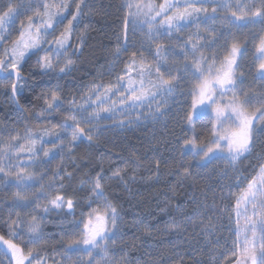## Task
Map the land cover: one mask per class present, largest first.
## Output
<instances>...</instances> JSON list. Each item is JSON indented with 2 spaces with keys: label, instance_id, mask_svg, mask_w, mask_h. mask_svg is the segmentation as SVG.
<instances>
[{
  "label": "trees",
  "instance_id": "1",
  "mask_svg": "<svg viewBox=\"0 0 264 264\" xmlns=\"http://www.w3.org/2000/svg\"><path fill=\"white\" fill-rule=\"evenodd\" d=\"M49 1L0 0V19L10 11L17 13L10 37L16 40ZM77 1L76 27L82 35L75 53L67 52L65 60L58 65L53 61L46 70L43 54L36 52L19 70L24 88L7 95L0 90V162L9 163L13 157L12 140L23 133V126L78 133L59 109L45 113L54 100L77 105L91 87L112 86L131 62L151 63L168 48L157 41L164 48L152 56L154 42L151 49L148 42L155 35L145 24L148 14L135 6L139 0ZM233 1L220 0L217 14L199 25L241 19L229 37L236 36L235 43L238 37L243 48L234 90L243 105L262 92L254 53L247 45L252 39L257 44L255 35L262 34L264 22L254 20L263 17L264 0H240L242 7ZM146 2L156 8L160 4V0ZM206 47L193 59L167 58L161 80L174 87L178 99L167 98L160 115L150 116L141 107L128 109L118 115H127L126 119L99 121L102 128L94 138L80 136L52 159L18 168L13 175L8 174L10 163L0 164V238L11 240L33 259L79 258L87 252L78 246L84 229L100 204L113 227L103 250L113 264L237 263L235 209L264 163V121L256 125L251 149L243 156L203 161L215 143L208 116L191 118L195 88L206 71V60V64L221 62L226 54ZM65 62L72 65L67 72L62 71ZM10 262L0 249V264Z\"/></svg>",
  "mask_w": 264,
  "mask_h": 264
},
{
  "label": "rangeland",
  "instance_id": "2",
  "mask_svg": "<svg viewBox=\"0 0 264 264\" xmlns=\"http://www.w3.org/2000/svg\"><path fill=\"white\" fill-rule=\"evenodd\" d=\"M146 1L139 0L135 6L148 14L144 18L147 20L145 24L150 25V31L155 35L148 42V49L152 48L153 56L161 47L157 46V41L166 43L168 48H164V53L154 58L151 63L131 62L112 86L91 87L77 105L68 106L54 100L48 105L45 113L59 109L66 124L78 129V133L69 129L54 128L32 131L23 126V133L16 135L17 138L12 140L13 157L10 159L7 154H1V158L10 159L9 175H13L18 168H29L43 160L52 159L81 137L94 138L102 128L99 121L105 123L126 119L127 115H118L126 113L128 109L141 107L142 110L149 111L150 116L155 113L160 115V106L164 102L167 103V98L178 99L174 87L161 80L160 75L165 71L167 58L184 56L193 59L197 52L206 46L226 54L221 62L216 60L212 64H206L209 58L206 60V71L200 74V81L195 88L191 118L208 116L212 125V142L215 143L205 152L203 161L207 163L219 157L238 159L251 149L256 125L261 123L258 114L264 107V102L256 98L252 102L245 101L246 104L242 105L235 94V77L241 58L239 38H236L235 43L236 36L233 40L229 37L235 31V25L214 20L206 22L203 26L199 25L205 18L217 14L221 7L220 0H160L157 8ZM221 3L225 5L222 1ZM77 12H80L77 0H50L42 14L24 26L16 40L10 37L9 30L17 13L10 11L4 15L0 19V71L20 72L24 61L36 52L43 54L46 70L51 69L53 61L58 65L65 60L67 52L73 55L76 42L82 35L76 27ZM260 18V21L264 22V15L258 17ZM237 19V22H242L240 18ZM261 32L263 39L258 46L262 49L264 26ZM232 45L233 47H230ZM249 62L251 63V59ZM71 67L70 63L65 62L62 71L67 72ZM12 87L13 79H0V90L6 95L12 92ZM23 88L21 79L17 91ZM3 161L0 162L1 166L7 163L6 160ZM258 171L246 192L240 195L235 209V228L240 240V260L235 264H244L243 261L248 264H264V163ZM93 215L95 216L88 219L80 240L82 243L79 242L78 245L87 252L79 255V258L66 256L61 259H33L32 256L24 255L11 240L1 238L0 249L8 256L10 264H65L64 262L68 263L72 259L75 260L73 264H113V259L103 252L106 249V240L113 233L110 215L100 204ZM9 230L7 225V231Z\"/></svg>",
  "mask_w": 264,
  "mask_h": 264
},
{
  "label": "flooded vegetation",
  "instance_id": "3",
  "mask_svg": "<svg viewBox=\"0 0 264 264\" xmlns=\"http://www.w3.org/2000/svg\"><path fill=\"white\" fill-rule=\"evenodd\" d=\"M238 2L241 3L240 7H242V2H240V0H236V1L234 0L233 1L234 4H238ZM260 20H262V18L258 19V17H257V19L254 20V23H259V22H261ZM231 21H232V23L234 25H239V22H237L236 19L235 20H231ZM227 23H229V22H227ZM256 36L259 37L258 43L260 44V42L263 39V35L262 34H259V35L257 34V35H255V37ZM250 41H251V43L248 44L247 47L249 48V46H250V48H251L250 50L254 54H257L255 56L253 55V57H254V60H255V62L257 64V66H256L257 67L256 68V78L262 83V87H261L262 92L259 93V96L257 98V99H259L261 101V99L263 98V95H264V65H263V63H264V48L261 49V46L259 47L258 43L253 45L256 42L255 40L252 39ZM238 47H239V49L241 51L240 52V55H241V53L243 51V48L240 45ZM235 89H236V87L234 86V90ZM238 100L241 102L240 96L238 97ZM258 115H259L258 118H260L259 121H261V119H264V107H262V109L259 111ZM252 139H253V137H252Z\"/></svg>",
  "mask_w": 264,
  "mask_h": 264
},
{
  "label": "water",
  "instance_id": "4",
  "mask_svg": "<svg viewBox=\"0 0 264 264\" xmlns=\"http://www.w3.org/2000/svg\"><path fill=\"white\" fill-rule=\"evenodd\" d=\"M163 46L159 47L157 52H156V55L160 54L161 51L163 50ZM7 78H12L13 79V82H14V85H13V88H12V91H13V94L16 92V87L18 85V82H19V72L18 71H8L6 73H4L3 71H0V79H7Z\"/></svg>",
  "mask_w": 264,
  "mask_h": 264
}]
</instances>
